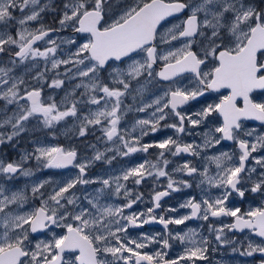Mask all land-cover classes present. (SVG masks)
Listing matches in <instances>:
<instances>
[{"label":"snow or ice","instance_id":"1","mask_svg":"<svg viewBox=\"0 0 264 264\" xmlns=\"http://www.w3.org/2000/svg\"><path fill=\"white\" fill-rule=\"evenodd\" d=\"M49 10H53L52 0H0V25L4 26L0 55L8 57L0 60V101L4 105L0 108V145L33 130L30 121L38 128L52 129L73 118L79 137L99 131L102 135L97 141L105 148L101 151L91 144L93 155L78 159L74 147L35 140L33 150L24 151L18 160L0 159L4 181L18 175L34 176V170L25 167L29 160L36 162L37 171L77 170L60 181H33L30 190L27 186L14 190L0 181V264H196L207 260L212 241L194 228L169 230L170 225L194 219L218 221L219 226L208 225L217 247L228 246L242 257L260 255L259 264H264V205L246 212L228 206L234 194L240 198L246 192L264 196V155L253 156L264 153V133L243 125L245 120L264 124V102L252 99L253 92L264 90V4L257 5L254 0H130L117 9L111 0H63L55 28L42 22L41 14ZM179 14H184V19L166 27L169 18ZM30 22H38V26L31 28ZM13 23L17 26L15 36L7 30ZM66 29L74 35L54 37ZM61 45L72 47L64 51ZM18 68L22 73L16 72ZM38 68L41 70L35 71ZM101 73H106L107 79ZM66 81L78 82L65 90L60 101L44 94L45 85L61 89ZM153 82L154 87L166 84L145 101L144 92ZM222 89L227 94L218 100H205L199 109L188 110L192 102ZM137 96L141 97L138 106L124 104L125 97L135 102ZM9 106H14L10 114ZM133 110L148 115L121 128L124 116ZM214 115L222 121L206 127L202 134L195 133L202 136L200 143L182 140L181 134L193 135L194 128L211 124ZM165 121L170 122L162 123ZM169 128L175 137L142 142L144 137ZM224 141L234 142L239 154L229 150L209 154ZM153 148L158 150L155 162L145 159L107 177L87 174L96 161L111 164L116 156L147 154ZM108 151L115 155L106 158ZM181 154L202 159L199 164L186 160L168 171L172 163L168 157ZM250 158L255 165L248 167ZM175 173L196 180L201 197L190 196L177 208L163 209L164 213L189 209L186 214L158 215L165 197L192 187L189 180L174 178ZM149 178L154 185L151 206L139 212L126 211L144 202L143 194L133 195L126 182L138 186ZM161 178H166L163 185ZM90 184L100 187L77 195ZM49 185L54 187L49 190ZM212 189L218 190L216 194ZM112 197L124 203H110ZM33 200L39 201L38 206L20 210ZM229 217L232 222L225 223L223 218ZM151 223L161 225L166 234L128 235L130 227ZM52 228L64 232L53 231L48 241L33 243L29 239ZM245 230L259 242L228 235ZM172 241L184 248L175 259H167ZM151 245L158 247L143 251Z\"/></svg>","mask_w":264,"mask_h":264},{"label":"flooded vegetation","instance_id":"2","mask_svg":"<svg viewBox=\"0 0 264 264\" xmlns=\"http://www.w3.org/2000/svg\"><path fill=\"white\" fill-rule=\"evenodd\" d=\"M111 2L113 3L115 8H120L123 4L130 2V0H120L119 3H117V0H111ZM254 2H257V5H262L264 4V0H254ZM184 19V14H179L178 18H169V20L171 21V23L166 24V27H171L172 24L175 23H179L181 20ZM38 24V22H37ZM74 35V34H73ZM177 43L178 42H174ZM193 48L195 50V45H193ZM4 56L1 55L0 60L3 58ZM157 70H159L157 68ZM102 77H104L105 79H107V74L106 73H101ZM187 75V74H186ZM143 79V78H141ZM185 83L187 82V79H185L184 81ZM73 83V82H71ZM135 83V82H134ZM155 84V82H153V84H149L147 90L144 92L143 95V99L145 101H147L148 99H150V97L155 93V94H159V92L165 87L166 82H160L159 84L155 85V87L153 86ZM46 89V88H45ZM44 89V90H45ZM62 90H59V94H58V98L61 94ZM45 94V93H44ZM227 94V90L226 89H222L220 93H210L208 94L206 97H202L201 100L199 102H192L191 105L187 106L189 111H194L199 109L203 102L205 100L207 101H216L218 100V98L221 95ZM135 95V94H134ZM252 99L257 101V102H264V90H256L255 92L252 93ZM58 101V99H56ZM141 97L137 96L135 102L133 101V99L131 97H125L124 98V103H126L125 105H129V106H133L136 105L138 106L140 103ZM2 102V101H0ZM238 104H242L241 101H238ZM14 108V106H9L8 112L9 114L11 113L12 109ZM150 111V110H149ZM148 115L147 112L145 113H139L136 111H129L127 112V114L124 116L125 119H127L128 121L131 120V122L128 123H134L136 118L138 119L139 117L144 118ZM210 120L212 121L211 124L208 125H201L198 128H194L193 131V135H184L181 134V138L184 142H191L193 140H195L197 143H200L202 140V136L201 135H195V133H203L205 131L206 127H212L214 125H219L222 121L221 117L218 116H213L210 118ZM124 121V120H122ZM35 123V121H30L29 122V128L33 129L34 125L32 123ZM64 122H69L68 119L66 121H62L61 123ZM166 122H170V121H165L162 123H166ZM73 123H71L72 126ZM243 125L245 128L247 129H254L258 132L264 133V124H262L260 121H255V120H245L243 121ZM63 128L66 131H59V128ZM70 126H62V125H57L56 127L52 128L53 129V133L50 135L48 133V131L42 132L41 130H37L36 128H34L31 131L22 133L19 137H17L13 142L11 143H6L3 145H0V159H4L6 161H12V160H18L19 157L21 156V154L24 151H29L31 152L34 148V144L33 141L35 140H43L44 138L42 136L46 137V140H50V142L53 145H63L65 147H74L76 148L77 152H78V159L80 156H89L91 157V154L93 153V150L91 147H89V145L94 144L95 143V138H93L92 136H90V132L86 137H79L77 135V128L75 129L73 126L72 128H74V131H70L69 130ZM39 129H43V128H39ZM37 130V131H36ZM57 130V131H56ZM94 134H96V138L98 136H101L102 134L97 131ZM135 135V134H134ZM218 135V134H217ZM168 136H173L175 137V133L173 129H162L161 131L155 133L154 135H148L146 137L143 138V143L146 142H151V141H159L163 138H166ZM251 139V138H250ZM45 140V139H44ZM97 144H100L97 148H100L101 150H104L105 145L99 141H97ZM223 150H229L230 152H234L237 155L239 154L238 149L236 147V144L234 142H228V141H224L222 142L219 146L212 148L209 150V154L212 153H217L218 151H223ZM158 152L157 149H150L149 153L144 154V153H136V156L134 158V162L132 164L138 163L140 161H143L145 159L150 160L152 162H155L157 159L156 153ZM108 155H115L114 151H109L108 153H105V156L107 158H109ZM259 155H264V153L261 152H257V153H253V156H259ZM172 163H170L168 165L167 170L168 171H172V169L177 165V164H182L184 163L186 160L191 159L193 161V163L199 164V161L202 159L201 157H189L185 154H181L180 156H176V157H168ZM123 158L116 156L115 159H112L111 164H108L105 162V160L103 161V163L101 164V166L104 165H111L113 167H111L110 169L107 168H103L102 171L104 173H110L112 175V173H114V175L116 174V171H120L122 168H124L127 165H132V164H123L122 163ZM125 165V166H124ZM255 165V161L252 160L251 158L249 159L248 162H246V166L251 167ZM26 168H32L36 170V162L34 160H29L26 164H25ZM214 165H211L210 168L214 169ZM260 169L258 168V171ZM93 170L91 169V167L87 170V174L89 177L91 176V172ZM39 173L35 174L34 176L31 177H20L18 180H11V181H4L3 177L0 176V181H3L4 183L7 184H14L16 185V189H22L25 188L26 186L29 188L30 190V186L32 184L33 181H37V180H44V179H52L54 181H60L62 179H66L69 176H74L77 172V170L75 168H69V169H63V170H54V169H42L38 171ZM97 174V173H96ZM95 174V175H96ZM19 176V175H18ZM109 175H106L105 177H107ZM174 178H183L185 180H189L192 183V187L191 188H187L184 189L182 191L179 192H172L170 196L165 197L162 201V209H158L157 210V214H165L166 216H177L179 214H186L188 212H190L189 209H184L181 208L179 209L178 212H168V213H164L163 209H167L169 207L172 208H177L180 203H182L186 198L190 197V196H195L198 200L201 197V188L197 187V181L193 180L191 178H189L187 175L183 174V173H175L174 174ZM164 178H161L160 180H162ZM129 188H134L133 191V195L136 194V192H140L143 194L144 196V202L143 205H146V207H150V193L152 191L153 188V180L151 178L146 179L144 182H142L141 185H133L131 183V181L126 182ZM163 185V184H162ZM87 186L86 188H92V189H96L99 188L100 185L99 184H90V185H85ZM48 189L50 190L51 187H54V185H49L47 186ZM80 187V186H78ZM202 187H207L206 185L202 186ZM86 188L81 189V193H84V190L86 191ZM15 190V189H14ZM157 190H163L162 188H158ZM218 190L216 189H212V193L216 194ZM252 199H255L256 201H252ZM259 199V200H257ZM262 199V200H261ZM113 202H121L124 203V201L122 199H118L116 197H112L110 199ZM261 201V206L264 205V196H262L259 193H251V192H246L245 196L243 198H240L237 195H233L229 202H228V206L229 207H240L242 212H246L249 209H252L254 207H256V204H258ZM110 202V201H109ZM39 201L38 200H33L30 201L29 203L23 205V207L20 209L21 211H26L29 208L38 206ZM139 206L140 203L136 204L133 206V209L131 210H126V211H136L139 212ZM233 218H223L225 223H231ZM209 223H215L217 226H219V222L218 221H214V220H210L208 222H204L198 219H194V220H189L186 222V224L184 225H170L169 226V230L172 231L173 233L175 232H182V230L188 229V228H197L205 237H207L209 240L212 241L211 245L209 246L208 249V253H207V260H203V261H197V263L199 264H230V262H232L231 260H229L230 255L228 254H224L223 260L221 262V254L216 253L214 255V252L212 254V247H213V240L212 239V234H210L208 232V225ZM56 232L57 234H62L64 232V229L61 228H52L51 230H47L44 232H40V233H35L30 235L29 239L33 241V243H35L38 240H45L48 241L50 240L51 237V233L52 232ZM152 231H156L160 234H166L165 230L163 229V227L161 225H159L158 223H151V224H146L144 225L142 228H129L128 229V235L133 237V238H138L141 234L144 233H150ZM232 234H238L242 237L245 238V236H250L251 234L248 232V230H245V232L240 233V232H235ZM257 240L259 241V238H257ZM183 250V248L180 245V242L178 241H172V247L168 250V256L167 259H175L176 257H178L180 255V252ZM143 251H148V252H152L153 248L150 246L146 249H144ZM260 255H255V258L257 259V257H259ZM261 257V256H260ZM233 260V259H232ZM257 262L259 263V261L257 260Z\"/></svg>","mask_w":264,"mask_h":264},{"label":"rangeland","instance_id":"3","mask_svg":"<svg viewBox=\"0 0 264 264\" xmlns=\"http://www.w3.org/2000/svg\"><path fill=\"white\" fill-rule=\"evenodd\" d=\"M41 2L42 3H44V0H41ZM63 3V0H57V1H55V0H52V8H53V10H49V11H46V12H44V13H42L41 15H42V17H43V23H44V25H46V26H54V25H57V27H58V8H59V6L61 5ZM254 3H257V2H254ZM48 13H50V14H48ZM16 15L17 16H19L20 14L19 13H16ZM31 28H35V27H37L38 26V24H37V22H30V25H29ZM55 28V27H54ZM0 30H4V26L3 25H0ZM13 36H15L16 35V31H17V26L13 23V24H10L9 26H8V29H7ZM54 35V37L56 36V35H59L60 37H63V38H67V37H69V36H71V35H73V33H72V31H71V29H66V30H64V31H61V32H59V33H54L53 34ZM59 42V41H58ZM71 47L72 46H68V45H61V49L62 50H64V51H68V50H70L71 49ZM58 54H60V50H58ZM7 56H4L1 60H7ZM41 69H36L35 71H40ZM22 69L21 68H18V69H16V72L19 74V73H22ZM60 71H63V66H62V68L60 69ZM29 75H31V74H29ZM51 75H53V73H50L49 74V76H51ZM27 78H29L28 76H26V79ZM73 83H69L68 81H66L65 82V85L61 88V89H49L48 87H47V85H45V90H44V93H45V95H52V96H54L55 97V99H58V101H60V99L64 96V94H65V90H70L71 89V87H72V85L73 84H75V83H77L78 81H72ZM59 90H62V92H61V94H60V96H59V98H58V94H59ZM79 91H83V89H81V90H79ZM77 95H79V92L77 93ZM124 104H126V103H124ZM3 102H0V108H3ZM84 111H86L87 109H86V107L83 109ZM139 118H141V117H139ZM138 118V119H139ZM137 119V118H136ZM123 120L124 121H121V124H120V127L121 128H124V127H130L131 125H132V123H128V122H131V120H127V119H125V117L123 118ZM68 121L69 122H64V123H59V125H62V126H70V128H69V130L72 132V131H74L75 129H76V126H75V124H76V122L73 120V118H68ZM71 123H73L72 124V126L75 128H72V126H71ZM33 125H34V127H33V129L34 128H36L37 130H41L42 132H45V131H48V133L51 135L52 133H53V129H39L36 125H35V123L33 122L32 123ZM58 125V124H57ZM56 125V126H57ZM55 126V127H56ZM36 130V131H37ZM59 131H66L65 129H63L62 127L61 128H59L58 129ZM57 131V130H56ZM135 134V133H134ZM46 136V135H45ZM45 136H42L44 139L43 140H40L42 143H45V144H52L51 142H50V140H46V137ZM90 136H92L93 138H95V145H96V147H98L100 144H97V138H96V134H93L91 131H90ZM100 149V148H99ZM93 150V149H92ZM101 150V149H100ZM101 151H104V150H101ZM109 152V151H108ZM108 152H106V153H108ZM93 155V153L91 154V156ZM109 156V158H111V157H113L114 155H108ZM135 156H136V154H134V155H131V156H129V157H122L123 158V161H122V163L123 164H132L133 162H134V158H135ZM120 157V156H119ZM107 158V157H106ZM103 159L102 160H100V161H96L92 166H91V169L93 170L92 172H91V176L92 177H105L106 175H111L110 173H104L103 171H102V169L103 168H107V169H110L111 167H113V166H111V165H104V166H101V164L103 163ZM133 165V164H132ZM132 165H127V166H125L124 168H127V167H130V166H132ZM124 168H122V169H124ZM34 170V169H33ZM34 172H35V170H34ZM120 171H116V174H118ZM37 173H39L38 171H36L35 172V174H37ZM97 173V174H96ZM96 174V175H95ZM112 175H114V173H112ZM20 177H22V176H17L16 178H15V180H18ZM160 183L161 184H165L166 183V178H164V179H162V180H160ZM5 185H6V187H8V188H12V189H16V185H14V184H7V183H5ZM87 186H84V188H86ZM133 191H134V188H131ZM92 188H86V191L84 190V193H81V192H78L77 193V195H80V196H83V195H85V194H87V193H90V192H92ZM257 200H259V199H257ZM262 200V199H261ZM252 201L254 202V201H256L255 199H252ZM110 203H113V204H116V205H120V204H123V203H121V202H113V201H111L110 200ZM259 206H261V201L258 203V204H256V207H259ZM147 207H146V205H143V203H140V206H139V211H142V210H144V209H146ZM255 208V207H254ZM181 215H183V214H179V215H177V217L178 216H181ZM189 229V228H188ZM188 229H185V230H182V232H185V231H187ZM198 232H200L197 228H195ZM156 233H158V232H156V231H152V232H150V233H148V234H156ZM201 233V232H200ZM202 234V233H201ZM203 235V234H202ZM228 235L231 237V238H233V239H237V240H244L245 238H249V239H254V240H256L257 242H259L258 240H257V237H254V236H252V235H250V236H245V238L244 237H242V236H240V235H238V234H232V233H228ZM212 239H213V236H212ZM180 245H181V247L182 248H184V245L183 244H181L180 243ZM151 247L153 248V250L154 249H156L158 246L157 245H151ZM215 249V250H214ZM183 251V250H182ZM182 251L180 252V254L182 253ZM213 252H214V255L216 254V253H219V254H221V262L222 261H224L223 260V257H224V254H228V255H230V258H229V260H231L232 262H230V264H259L258 262H257V260L258 261H260L261 259H262V257H257V259L255 258V256L254 257H242V256H240V255H238V254H233L232 252H231V250H230V248L228 247V246H220V247H217L216 246V244H215V242H214V240H213V247H212V254H213ZM233 259V260H232ZM197 264H199V263H197ZM221 264H223V263H221Z\"/></svg>","mask_w":264,"mask_h":264}]
</instances>
